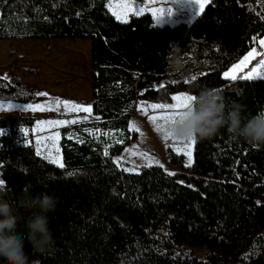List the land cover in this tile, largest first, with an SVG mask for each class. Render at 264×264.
I'll return each instance as SVG.
<instances>
[{
    "label": "trees",
    "instance_id": "trees-1",
    "mask_svg": "<svg viewBox=\"0 0 264 264\" xmlns=\"http://www.w3.org/2000/svg\"><path fill=\"white\" fill-rule=\"evenodd\" d=\"M106 1L0 0V39L90 40L96 118L59 128L63 167L37 154L32 123L40 116L0 113L5 198L15 203L26 188L58 198L48 214L56 250L34 252L25 239L29 264H264V145L222 128L194 137L190 166L171 147L174 169L129 171L114 160L135 137L129 121L139 99L218 89L244 117L264 112V77L223 76L260 48L264 0H209L190 23L160 26L147 12L117 19ZM36 91L0 71V100H35ZM18 231L26 233L23 222Z\"/></svg>",
    "mask_w": 264,
    "mask_h": 264
},
{
    "label": "rangeland",
    "instance_id": "rangeland-1",
    "mask_svg": "<svg viewBox=\"0 0 264 264\" xmlns=\"http://www.w3.org/2000/svg\"><path fill=\"white\" fill-rule=\"evenodd\" d=\"M208 1L201 0V3L205 6ZM105 4L117 19L127 20L132 14L147 12L150 14V23L159 26L173 25L178 22L190 23L198 15L199 10L194 0H107ZM124 4L130 7H120ZM157 9H164L166 12L159 22L153 15V10ZM169 9L172 11L170 15L167 14ZM261 40H264V35L259 39V45ZM254 50L264 54V46L260 45L259 49H249L239 60L223 71V76L225 77L226 72L231 73L233 68L241 64ZM261 59H264V56L257 55L244 64L235 75L248 76L254 68H258ZM258 70L264 72V69L258 68ZM0 71L14 74L20 82L35 87L36 93L39 94V98L35 100H0V105H11L10 110L0 111V113L40 116L32 123L36 151L44 156L51 151L52 155L58 156L62 162L59 128L73 123L72 121L96 118V115L91 112L90 105L93 81L90 72L89 38L0 39ZM261 76L264 77V75ZM174 96L194 97L189 91L178 90L171 93L170 99L136 101L135 110L129 121V127L135 131V137L119 154L115 155L114 160L117 164L129 171H136L138 166L148 164H160L174 169L175 165L169 162L166 154L167 147L175 151L181 149L177 152L182 154L184 164H189L187 152H190L192 161L194 143L191 140H177L172 137L164 139L165 132L158 131L157 125L167 129L169 124H166L163 119L156 121L150 119L152 116H164L170 111L169 109H153L149 107L150 105H173L177 103L173 100ZM66 103L70 106H79L80 109L90 108V111H70L65 107ZM57 121L63 123H54ZM53 136L56 137L54 140L49 139Z\"/></svg>",
    "mask_w": 264,
    "mask_h": 264
},
{
    "label": "clouds",
    "instance_id": "clouds-1",
    "mask_svg": "<svg viewBox=\"0 0 264 264\" xmlns=\"http://www.w3.org/2000/svg\"><path fill=\"white\" fill-rule=\"evenodd\" d=\"M242 111L240 104H227L220 90L205 88L181 110V115L168 125L166 131L174 139L189 140L197 136L211 138L225 128L233 139L242 138L253 145H264V112L244 117ZM5 196V187L0 185V260L5 264H29L25 239L34 252L54 254L56 241L48 214L56 210L58 198L47 193L33 195L27 188L15 203ZM20 209L29 214L22 216ZM21 222L26 233L18 231Z\"/></svg>",
    "mask_w": 264,
    "mask_h": 264
},
{
    "label": "snow or ice",
    "instance_id": "snow-or-ice-1",
    "mask_svg": "<svg viewBox=\"0 0 264 264\" xmlns=\"http://www.w3.org/2000/svg\"><path fill=\"white\" fill-rule=\"evenodd\" d=\"M194 2L198 6V9H199L198 10V14L202 13L203 10H204V5H203V3H201V0H194ZM120 7H122V8H128L130 6L127 5V4H124V5H121ZM171 12L172 11L169 9L167 11V14L170 15ZM165 14H166V12H165L164 9L153 10V15L155 16V19H156L157 22H159V19L161 17H163ZM260 45L261 46H264V40H261L260 41ZM257 55L264 56V54L257 53L255 50L253 52H250L249 55L247 57H245V60L241 62V64H238V65H236L233 68V70H232L231 73H229V72L224 73L225 78H229V79H232V80L237 79V76L235 75V73L244 64H246L249 60L255 58ZM258 68L259 69H264V59H261ZM258 68H254L252 70V72L248 76L242 77V78L251 79L254 76L264 75V72L259 71ZM194 99H195V97H192V96H174L173 97V100H175L177 103H175L173 105H160V104L150 105L149 107H151L153 109L160 108V109H169L170 110L164 116H152V117H150V119H152L153 121H156L158 119H163L166 124L174 123L175 120H176V118L181 115V110L184 109V108H186V107H188L189 104ZM29 107H33V106L29 105ZM37 107H39V106H37ZM65 107L68 108L70 111H76V110H82L84 112H89L90 111V108H86L85 107L83 109H80L79 106H75V105L70 106L67 103L65 104ZM10 109H11V105H7V106L0 105V111H8ZM33 110H35V108H33ZM144 110L147 111V109H144ZM72 122L74 123L75 121H72ZM50 123H53V122H50ZM54 123L59 124V123H63V122L57 121V122H54ZM157 130L158 131H164L165 132L164 139L167 140L169 137H171V133L167 132L166 129L164 128V126L157 125ZM23 131L26 132L27 130H23ZM3 134H4V130H0V135H3ZM55 138L56 137H54V136L53 137H49V139H53V140ZM189 140H191L194 143V137L193 138H190ZM186 147H189V146H186ZM57 151H58V149H57ZM177 151H181V149H177ZM37 154L38 155L40 154L39 151H38ZM187 154L189 155V166H190L191 165V154H190V152H187ZM45 159H48L51 163L58 164L59 167H63L64 166L63 163L60 161V158L58 156H53L52 153H51V151L48 153L47 156H45ZM0 185H4V181L3 180H0Z\"/></svg>",
    "mask_w": 264,
    "mask_h": 264
}]
</instances>
